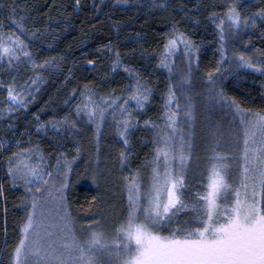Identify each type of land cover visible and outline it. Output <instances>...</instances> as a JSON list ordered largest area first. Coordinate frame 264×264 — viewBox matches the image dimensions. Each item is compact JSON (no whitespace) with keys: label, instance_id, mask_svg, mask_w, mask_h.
Masks as SVG:
<instances>
[{"label":"snow or ice","instance_id":"obj_1","mask_svg":"<svg viewBox=\"0 0 264 264\" xmlns=\"http://www.w3.org/2000/svg\"><path fill=\"white\" fill-rule=\"evenodd\" d=\"M80 2L75 0L74 7L79 8ZM167 6V0L159 5L153 3V7L162 10ZM94 7L99 10V5ZM9 12V20L16 31L5 33L0 20V61L7 57L8 65H12L13 60L19 61L23 56L32 63L34 70L56 64L55 58L36 63L27 38H38L39 29L29 28L26 16L12 20L17 15L15 7ZM256 17L264 21V7L251 16H242L233 3L222 16L210 14L219 35V60L205 79L214 105L224 116L232 118L226 139L222 125L216 123L207 128L202 145L195 143L192 76L193 62L198 59L194 54L200 49L179 29L177 22H173L165 34L159 57L160 66L167 68L169 73L158 117L161 122L143 121L146 128L153 130V147L136 168L132 167L130 159L132 151L127 150L129 130L136 126L133 123L136 118L128 104L130 100L135 101L136 108L143 109L152 94L150 85L136 70L122 63L117 51L110 60L111 70L115 72L122 66L133 81L121 95L117 96L113 90L97 97L87 84L73 90L79 91L81 96V103L75 107L76 116L83 112L94 125L96 160H99L101 125L109 110L116 134L123 138L125 150L119 151L117 159L119 190L126 193V199L122 197L120 210L114 215L103 209L90 215L86 213L85 217L72 213L69 196L74 181L71 173L81 152L79 144L75 149L77 155L71 160L66 153L56 151L55 164H49L52 153L45 154L38 143L29 141V146L25 147L16 140V150L11 151L3 163L7 165L6 175L10 182L24 186L25 216L16 242L8 251V264H264V109L254 111L242 107L235 97L218 86L215 75L222 72L225 64L233 72L245 68L264 75V59L254 60L251 55L235 49L228 55L225 48L226 38H235L243 29L255 27ZM181 45L187 71L173 83L175 62L171 57ZM105 47L111 54L112 48ZM260 55L264 57V51ZM88 63L93 64V61ZM29 81L17 84L12 77L5 84L0 80V92H7L0 116L7 112L11 119L12 113L26 108L35 99L32 86L38 90L42 82L39 71H35ZM121 99L123 103H118ZM34 120L37 133L47 134L49 128L58 130L65 126L69 135L77 130L71 114H65L60 120L53 116L45 122L34 114ZM181 121L186 126H181ZM27 134L32 135L31 132ZM56 136L64 139L59 131L53 139ZM0 149H3L0 157L9 151L2 142ZM200 150L203 156L196 154ZM85 171H90L92 182L99 185L103 174L98 166L89 165ZM144 173H147V181ZM2 191L0 184V194ZM92 200L97 205L102 203L96 196ZM51 205H55L54 214ZM7 245L5 239L4 246ZM0 264L5 261L0 259Z\"/></svg>","mask_w":264,"mask_h":264},{"label":"trees","instance_id":"obj_2","mask_svg":"<svg viewBox=\"0 0 264 264\" xmlns=\"http://www.w3.org/2000/svg\"><path fill=\"white\" fill-rule=\"evenodd\" d=\"M119 3L117 0H81L80 7L76 8L75 0H0V20L9 21V10L15 7L17 15L12 20L26 16L27 26L40 31L39 37L31 42L35 57L40 61L55 58L57 62L47 68L24 69L17 77L6 70L0 73V80L5 84L12 77H15L17 84L29 81L35 71H39L42 77L38 90L36 86H32L35 99L26 108H18L11 114V119L7 112L0 116V139L10 143L9 151L0 157V184L3 185L0 194V259L5 264H8V251L16 242L25 216V205L22 202L26 198L24 186L22 183L13 185L10 182L6 175L7 165L3 163L10 152L16 150V140H20L25 147L29 146V141L32 144L38 143L45 154L52 153L49 164H55L56 151L66 153L71 160L72 156L77 155V144L80 145L81 152L73 163L71 179L74 183L69 196L74 216L85 217L86 213L90 215L101 209L114 215L120 210L122 197L126 199V193L119 190L120 165L117 159L119 151L125 148L123 138L116 134L111 110L106 113L100 130L99 160H96L94 125L88 122L85 113L81 112L80 116H76L75 107L81 103V96L79 91H73L82 89L87 84L97 93V97L108 95L113 90L117 96L121 95L133 81L122 66L115 72L111 70L110 60L117 51L122 63L136 70L152 89L150 99L145 102L143 109H137L135 101L130 100L128 104L136 118L133 120L135 128L129 130L130 146L127 149L132 151L130 159L133 168L150 154L153 147V130L146 128L143 121L151 119L161 122L158 117L164 104L162 94L166 92L169 73L167 68L160 66L159 57L165 34L170 31L173 22H177L179 29L200 49L194 54L198 59L193 62L192 76L196 115L195 143L202 145V137L207 128L216 123L222 125L225 139L228 137L232 118L230 115L224 116L207 93L209 85L205 77L217 65L220 46L218 30L212 23L210 14L222 16L226 8L235 3L242 16H251L264 7V0H171L164 10H155L147 2H133L130 7ZM94 5H99V10ZM256 20L255 27L243 29L235 38H226L228 55L235 49L251 55L254 60L264 59L260 55L264 51V21L259 17ZM106 45L112 48L111 54ZM171 58L175 62L173 83H176L180 74L187 71L182 45ZM89 60L93 64H89ZM215 75L218 77V86L227 95L235 97L242 107L254 111L264 109V75L245 68L233 72L228 64L224 65L221 73ZM6 98L7 92H0V107L4 106L2 102ZM118 103H123V99ZM34 114L39 115L41 122L48 121L53 116L60 120L65 114H71L77 123V130L69 135L67 126L58 130L49 128L47 134L42 135L36 132ZM181 126H186L183 121ZM81 128L83 131H78ZM56 131L64 137L63 140L60 136L53 139ZM27 132L32 135L29 136ZM196 154L204 155L202 150ZM93 164L103 174L99 185L92 182L90 171H85ZM143 178L147 181V173L143 174ZM93 196L102 203L97 205L92 200ZM5 239L8 241L7 247L4 246Z\"/></svg>","mask_w":264,"mask_h":264},{"label":"rangeland","instance_id":"obj_3","mask_svg":"<svg viewBox=\"0 0 264 264\" xmlns=\"http://www.w3.org/2000/svg\"><path fill=\"white\" fill-rule=\"evenodd\" d=\"M133 2L135 4H136V2L138 4L139 3L142 4L144 2H147L151 8H153L155 10H161L159 7H153V3L159 5L162 2V0H127V2H120L119 5L125 6V7H130L133 4ZM170 2H171V0H167V5H169ZM3 25H4L3 31L5 33L15 32L16 31L15 26L10 22V20L9 21L8 20L3 21ZM31 42H32V38H27L28 48L31 51L32 56H33L34 60L36 61V63L39 64L42 60L40 61L39 59H37L35 57V53H34V51L32 49ZM47 67L48 66H45L44 68H47ZM29 68H33V65H32L31 62L27 61V59L25 57H23V56L20 57L19 61L13 60V64L12 65H8L7 57H4V59L2 61H0V73H2V71L6 70L8 72L14 73L15 77H17L19 75V73L22 72L24 69H29ZM241 78H243V77H241ZM262 88L264 90V84L262 85ZM105 117H106V114H105ZM103 124L101 125V129L103 127ZM40 134L46 135L43 132H40ZM0 142H2L6 147H10V143L9 142L1 140V139H0ZM51 207L53 208V214H54L55 205H51Z\"/></svg>","mask_w":264,"mask_h":264}]
</instances>
